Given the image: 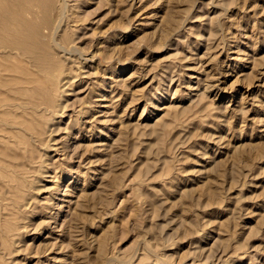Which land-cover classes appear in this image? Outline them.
I'll use <instances>...</instances> for the list:
<instances>
[{"label": "rangeland", "instance_id": "obj_1", "mask_svg": "<svg viewBox=\"0 0 264 264\" xmlns=\"http://www.w3.org/2000/svg\"><path fill=\"white\" fill-rule=\"evenodd\" d=\"M17 1L0 3L3 12L20 9L32 21L13 10L4 14L13 29L34 20L33 30L23 26L32 36L36 21L41 30L53 19L65 48L52 47L47 35L39 42V30L31 43L38 49L49 41L40 54L74 69L66 73L72 85L64 78L60 95L52 93L55 105L58 97L67 102L57 106L61 113L42 112L46 92L23 90L28 104L40 97L42 107L31 112L37 126L52 124L45 135L43 123L28 130L19 122L30 120L23 112L31 104L16 108L18 91L1 86L0 71V93L13 89L0 95V137L8 139L0 141V264H264V0H59L61 21L42 18L56 0H41L45 7L23 0L24 8ZM37 3L39 18L31 14ZM2 17L3 34L11 24ZM4 40L0 65L19 62L22 56H4ZM14 196L21 202L11 203Z\"/></svg>", "mask_w": 264, "mask_h": 264}, {"label": "bare ground", "instance_id": "obj_2", "mask_svg": "<svg viewBox=\"0 0 264 264\" xmlns=\"http://www.w3.org/2000/svg\"><path fill=\"white\" fill-rule=\"evenodd\" d=\"M0 1H1L0 3H2V2L4 3V5L2 4L3 7H4L6 4H8V3H11V4H8L9 6L7 5L8 8L10 7V5H11L12 7L17 6V4H14V2H15L16 0L13 1V2H11V0H10V2L7 1L8 3H7L5 0H0ZM18 1H21V0H18ZM18 1H17V2H18ZM22 1H23V0H22ZM26 1H27V3H29V4L31 3V2H30L31 0H30V1L26 0ZM26 1H25V2L23 1L22 3H20V2H18V3H19L20 5H21V4H24L23 6H21V7L24 8ZM32 1H33V0H32ZM38 1L41 2V0H38ZM50 1H53V0H50ZM65 1H66V0H65ZM17 2H16V3H17ZM46 2H47V1H46ZM48 2H49V0H48ZM68 2H69V1H68ZM5 3H6V4H5ZM33 3H36V1L34 0ZM41 3H42V2H41ZM50 3H51V2H50ZM50 3L48 4V7H46V8H47V13H46V11H44L46 8L43 9V11L47 14V17H46V15H42V16H43V17H42V16L40 15V13H39V11H42L40 7L44 6L43 3H42V6H41L39 3H37V4H33V6H34V5H37V8H36V7H33V8H36V9L32 10V13H31L30 11H29V12L27 11V13H28V15H29V13H31V14H33L32 16H35V17H36V15L39 13L38 15H40L42 18L45 17L44 19H49V20H51V18L54 17V16H55V18H56V16H57V18H58V16H59V10H60L59 0H56L55 4L52 2V4H54L53 7L50 5ZM12 4H14V5H12ZM29 4H28V5H29ZM31 4H32V3H31ZM31 4H30V5H31ZM2 5L0 4V8L3 9V7H1ZM30 5H29V6H30ZM65 5H66V2H65ZM7 6H6V7H7ZM18 6H19V5H18ZM46 6H47V5H46ZM66 6H67V5H66ZM66 6H65V8H66ZM69 6H70V4H69ZM12 7H11V9H12ZM27 7H28V6H27ZM31 7H32V5H31ZM44 7H45V6H44ZM44 7H42V8H44ZM8 8H7L6 11H9V10H10V9H8ZM23 8H21V9H23ZM25 8H26V7H25ZM28 8H30V7H28ZM33 8H30V9H33ZM2 9H1V11H2L1 13H3V15H4V14L7 15L9 12H10V13H11V12H14L13 10H15L16 8L13 9L12 11L6 12L7 14H6L5 12H3V11L5 10V8H4L3 10H2ZM26 9H27V8H26ZM18 10L20 11V9H18ZM18 10H15V12L18 11ZM24 10H25V9H24ZM24 10H22V11H24ZM19 11L17 12V16H18L19 13H20ZM25 12H26V11H25ZM25 12H24V14H25ZM44 12H43V13H44ZM1 13H0V14H1ZM22 13H23V12H22ZM22 13H21V15H22ZM27 13H26V14H27ZM64 13H65V10H64ZM15 14H16V13H15ZM24 14H23V15H24ZM3 15L1 14V17H2ZM5 15H4V17H7V19H5V18H3V17H2V18L5 19V23H7L9 26H10V24H11L10 27L7 26V27L9 28V32H10V28H11V33H9L8 30H6V33L8 32V35H7L6 33H3V34H2V31H3V30H2L3 27H2V29H0V30H2V31H0V35H1V34H2V36L4 35L5 38L8 37V36L15 37V35H14L13 33H14V32H17V33L19 34V37H18V34H17V36H16V37H17V41L14 40L13 44L11 43V45H10L9 42L12 41L13 39H16V37L13 38V39H11L10 41L8 40V42H7L6 40H4L5 38L2 39V38L0 37L1 40H4L3 43L6 42V44H7V43L9 44L8 46H6V44H5V47H4V48H6V51H7V52L4 53V56H5V54H6V57H9V58H14V57L22 56V57H23V58L21 57L22 61H23V59H27V61L29 60V61L31 62V64H32L31 66H33V68H35V69H33L32 71H30V69L27 70L26 68H28V66H29V64H30L29 61H28L29 64H28V65H25V66H27V67L25 68V66H24V62H26V61H23V62H22L23 64H22V63H20V62H21V59H20V58H19L20 61H19V62L16 61V63H14V64H13V63H9V64L7 63V64H5V62H3L4 64L1 63V65H0V71H1L3 74H5V75H2V73H1L0 76L2 75L1 78H4V77H5V83H6V84H2V83H0V84H2L1 86L6 85V86H9L10 89H11V88H14V90H17V91H18V93H14V92H13L14 95H15V96H14V99H13V96L9 95V96H11V99H13V101L10 100V99H9V100L12 101V102L14 103V105H17V104L19 105V107H16V108H19V109H20V108L25 104V102L27 103L26 100H23V98H26V97H24V95H23V90H24V91H25V90L27 91L28 88H29V90L31 91V93H33V92H32L33 89L35 90V92H38V93H43V92H46V93H47L46 95L48 96V98H46V102H45V101L43 102L44 99H42V102H43V104H44L43 108L45 109V111H42V112H46V111L49 110L50 113H51V115H55V114H57V113H61V112H59V110H60V109H59L60 106L64 105V104L67 103V102L63 99V100L65 101V103H63V100H61V99H60L61 101L58 100V99H59V97H58L57 100H56V102H58V103H57V105H55L54 103H52L51 98H54V97H57V96L60 95V92H59L60 90L58 91V89H59V87H60V86H59V83L64 82V81H63L64 78H65V79H68L66 73H70V74L72 75V73H71V72H72V69H71V68H73V67L70 68V72H67V68H68L69 65H68L67 68L65 69V68H64V65H60V63L57 62V60L53 59V60H55V62H53V61L51 60V59H52L51 57H53V56L50 57L51 59H49V57L47 58V54H46V53H45L46 56L44 55V57L47 58V60H42V57H43L42 55H43V54H42V52H39L38 49L41 48V45L43 44V41H44L43 39H44V38L42 39V41H41L42 43H41V45L39 46L40 48H38V49H37V47H38L37 45H36V47H35V46L33 45V43H31V42H32V38L36 39V37H37V40H39V39L41 40V38H39V37H41V36L44 37V36L47 35V36L50 38V39H49L48 37H46L47 40L49 39V41H52V47L56 48V46L59 45V46H61L62 48H65V47H64L65 44L60 43V42H61L60 39H59V41H58V39H56V37H55V36H56V28H57L58 25L56 24V26H54V25L52 24L53 19H52L51 22H49V21H45V20H42V23H43V24H41V26L43 25V27H42V29L40 30V28H41V27L39 26L40 23H39V22L37 23V21H36L35 23L38 24V28H39L38 30H39V32H38V30H37V31L35 30V29H37V27H36V25H35L36 28H34V31H32V36H31V35H30L31 32L28 31V28L26 29L25 27H23V26H27L28 24H27V25H23V24H25V22H24V23H18L20 20H18V18H17V19L15 18V20L18 21L17 23H18L19 26H20V27H18V26H17L18 24H17V25H16L17 27L15 28L16 30H15V29H13L14 26L12 27V25H15V23L13 22V20H11V19H13V16H12V17H11V16L9 17V16H5ZM8 15H9V14H8ZM10 15H13V13H11ZM21 15L18 16L19 19H20V16H21ZM23 15H22V16H23ZM73 15H75V14L73 13ZM176 15H177V14H176ZM32 16L30 15L28 18H31V19L33 18V19H35V17H32ZM40 16H37L36 18H39ZM63 16H64V15H63ZM70 16H71V14H70ZM1 17H0V24H1V20H2ZM14 17H15V16H14ZM71 17L73 18V16H71ZM74 17H75V16H74ZM172 17H173V16H172ZM172 17H171V18H172ZM174 17H175V16H174ZM174 17H173V18H174ZM24 18H25V17L23 16V18H21V19H23V20H26V19H27V18H26V19H24ZM78 18H79V17H78ZM81 18H82V17H81ZM81 18H80V19H81ZM40 19H41V18H40ZM75 19H76V18H75ZM80 19H78V20H80ZM86 19H87V18H85V20H86ZM29 20H30V19H29ZM61 20H62V16H59V20H58V21H61ZM68 20H69V19H68ZM83 20H84V19H83ZM21 21H22V20H21ZM21 21H20V22H21ZM26 21H27V22H30V21H32V20L28 21V19H27ZM38 21H41V20H38ZM81 21H82V19H81ZM170 21H172V20H170ZM173 21H174V20H173ZM3 22H4V20H2V23H3ZM11 22H13V24H12ZM27 22H26V23H27ZM55 22H56V19H55L54 23H55ZM72 22H75V20L72 21ZM78 22H79V21H77V23H78ZM9 23H10V24H9ZM30 23H31V22H30ZM30 23H29V24H30ZM69 23H70V22H69ZM86 23H87V22H86ZM171 23H173V22H171ZM66 24H67V23H66ZM70 24H71V23H70ZM70 24H69V25H70ZM1 25H4V24H1ZM5 25H6V24H5ZM31 25H32V26H30V25H28V26L31 27L30 30H33L32 27H34V26H33V25H34V20H33V23H32ZM62 25H63V24H62ZM172 25H173V24H172ZM70 26H71V25H70ZM74 26H76V25H74ZM174 27H175V26H174ZM0 28H1V27H0ZM8 28H7V29H8ZM64 28H65V27H64ZM5 29H6V26H5ZM12 29L15 30V31H13V33H12ZM43 29H44V31H43ZM173 29H174V28H173ZM26 30H27V31H26ZM67 30H68V29H67ZM29 32H30V33H29ZM33 32H35V33L38 32V34H36V37H33ZM45 32H46L47 34H44ZM5 34H6L7 36H6ZM9 34H10V35H9ZM11 34H13V35H11ZM39 34H41V36H40ZM117 34H118V33H117ZM170 34H171V33H170ZM37 35H38L39 37H38ZM64 38L66 39V37H64ZM6 39H8V38H6ZM9 39H10V37H9ZM27 39H28V40H27ZM34 39H33V40H34ZM69 39H70V38H69ZM1 40H0V41H1ZM18 40H19V41H18ZM37 40H36V41H37ZM40 40H39V42H40ZM34 41H35V40H34ZM36 41H35V42H36ZM49 41H47L48 44H49ZM53 41H54V42L56 41V43H57L56 46L53 45ZM62 41H63V40H62ZM15 42H16V43H15ZM39 42H38V43H39ZM45 42H46V40H45ZM47 42L45 43L46 46L48 45ZM0 43H1V42H0ZM3 43H2V44H3ZM14 43H15V44H14ZM2 44H1V46H2ZM35 44H37V43H35ZM70 44H71V43H69V45H70ZM38 45H39V44H38ZM45 45L43 44V47H44ZM48 47H49V45H48ZM73 47H74V46H73ZM41 50H42V48H41ZM41 50H40V51H41ZM43 50H44V49H43ZM43 50H42V51H43ZM47 50H48V49H47ZM51 50H52V49H51ZM59 50H62V49L59 48ZM78 50H79V49H78ZM78 50H77V51H78ZM45 51H46V50H45ZM45 51H44V52H45ZM2 52H3V51H2ZM2 52H0V54H1ZM46 52L49 54L50 50H49V51H46ZM58 52H59V51H58ZM60 52H61V51H60ZM40 53H41L42 55H41ZM50 54H52V52H51ZM50 54H49V55H50ZM53 55H56L55 52H53ZM58 55H59L58 57L61 56L59 53H58ZM72 55H74V54H72ZM80 55H81V54H80ZM0 56L3 57V55H0ZM41 56H42V57H41ZM44 57H43V58H44ZM55 57H57V55H56ZM55 57H54V58H55ZM75 57H76V56H75ZM82 57H83V56H82ZM82 57H81V58H82ZM0 58H1V57H0ZM62 58H63V57H62ZM76 58H77V57H76ZM79 58H80V57H79ZM4 59H5V58H4ZM14 59H17V60H18V58H14ZM64 59H65V58H64ZM64 59H61V61L64 62ZM1 60H2V59H1ZM1 60H0V62H2ZM65 60H66V59H65ZM59 61H60V60H59ZM70 61H71V60H70ZM10 62H11V61H10ZM71 63H72V62H71ZM25 64H26V63H25ZM63 64H64V63H63ZM70 65H71V64H70ZM31 66H30V67H31ZM69 67H70V66H69ZM68 69H69V68H68ZM73 69H74V68H73ZM68 71H69V70H68ZM62 72L65 73V74H63L64 76L62 75ZM73 73H74V72H73ZM71 75L69 76L68 83L71 81L70 83H71V85H72V82H73V81L70 80V78L72 79ZM75 76H76V75L73 74V77H75ZM77 76H78V75H77ZM0 80H2V79H0ZM69 80H70V81H69ZM65 81H67V80H65ZM0 82H1V81H0ZM3 82H4V81H3ZM7 83H8V84H7ZM70 83L68 84L69 86H70ZM62 84H63V83H62ZM65 84H66V83H65ZM1 86H0V88H1ZM64 86H65V85H64ZM3 87H4V86H3ZM9 87H7V89H5V91L8 90ZM61 87H62V86H61ZM66 87H68V86H66ZM15 88H16V89H15ZM32 88H33V89H32ZM60 89H61V88H60ZM63 89H64V88H63ZM66 89H67V88H66ZM1 90H2V88H1ZM3 90H4V88H3ZM3 90H2V91H3ZM5 91H4V94L6 93V95H8V94H10V92L13 91V89H12L11 91H8V94H7V91H6V92H5ZM61 91H62V90H61ZM66 91H68V89H67ZM0 92H1V91H0ZM28 92H29V91H28ZM53 92H54V93H53ZM57 92H59V95L57 94ZM101 92H102V91H101ZM25 93H26V92H25ZM38 93H37V94H38ZM52 93H53V94L56 93L57 96H54ZM62 93H63V92H62ZM2 94H3V92H2ZM2 94L0 93V95H2ZM11 94H12V93H11ZM28 94H29V93H28ZM43 94H44V93H43ZM63 94H64V93H63ZM6 95H2V96H6ZM12 95H13V94H12ZM30 95H31V94H30ZM32 95H33V94H32ZM41 95H42V94H41ZM52 95H53L54 97H52ZM2 96H0V102H2V98L4 99V97H2ZM22 96H23V97H22ZM38 96H39V95H38ZM38 96H36V97H38ZM27 97H29V96L27 95ZM8 98H9V97H8ZM30 98H31V97H30ZM30 98H29V100H30L29 104L27 103L28 105L31 104V105L28 107V109L30 108V112H28L29 115L27 114V115L25 116V113L27 112V110H26L27 108H25V111H24L25 113H24L23 111H22V112H23V115H24L23 117H24L25 119L27 118V116H31V117H29V119L31 120V118H33L32 116L35 115V113H32L31 110H32V111H38V110H40V108L42 107L40 104H42V103H41V100H40V102L38 101V100L40 99V97H39V99H36V98H35V100H37L36 102H33V98H32V100H31ZM60 98H61V96H60ZM62 98H64V96H62ZM26 99H27V98H26ZM5 100H6V101H5ZM5 100H4V101H5L4 104L7 105L6 107L10 108L9 105H11L12 103H10V104L8 105L9 102L6 104V102L8 101V99H5ZM54 100H55V99H54ZM22 101H25V102L23 103ZM61 102H62V103H61ZM1 104L3 105V103H1ZM1 104H0V105H1ZM39 105H40V106H39ZM11 106H13V105H11ZM57 106H58L59 108H57ZM1 107H2V106H1ZM4 107H5V106H3V108H4ZM23 107H25V106H23ZM16 108H15V107H14V108L12 107V108H10V109H11V110H14V109H15V112L17 113L18 111H16ZM62 108H63V107H62ZM10 109H9V111H10V113H11V110H10ZM58 109H59V110H58ZM21 110H23V109L21 108ZM21 110H20V111H21ZM0 111H1V110H0ZM4 111H5V108L3 109V112H4ZM9 111H7V108H6V113H5V114H7ZM28 111H29V110H28ZM62 111H63V110H62ZM42 112H41V113H42ZM63 112H64V111H63ZM1 113H2V112H1ZM1 113H0V114H1ZM12 113L14 114V111H12ZM18 113H19V112H18ZM31 113H32V114H31ZM20 114H21V112H20ZM20 114H19V116H20ZM33 114H34V115H33ZM36 114H37V112H36ZM46 114H47V113H46ZM63 114H64V113H63ZM63 114H62V115H63ZM9 115H10V114H9ZM17 115H18V114L12 115V117L14 116V118H15V117H17ZM21 115H22V114H21ZM44 115H45V114H44ZM2 116H3V120H4V116H5V115H1V117H2ZM46 116H47V115H46ZM48 116H49V115H48ZM48 116H47L46 118H48ZM7 117H9L10 120L12 119L11 116H8V115L5 116V118H7ZM20 117H21V116H20ZM20 117H18V119H19ZM40 118H41V117H40ZM42 118H43V117H42ZM53 118H55V116H54ZM18 119H17V121H18ZM5 120H6V119H5ZM10 120H9V121H10ZM12 120H13V119H12ZM12 120H11L10 122H12ZM30 120L28 121V119H27L26 121H24V120L21 119V121L19 120V122H22V121L25 122V123H26V128L29 127L28 130H30L31 127L33 128L34 125H36V127H39V128H40L41 123L44 122V121H43V122L40 123V121H39L40 126H39V125L37 126L38 123H37V124H35V123L38 122V119L35 120V117L32 119L33 122H34V124H33ZM34 120H35L36 122H35ZM42 120H44V119H42ZM42 120H41V121H42ZM5 122H6V121H5ZM7 122H8V121H7ZM14 122L16 123V120H15ZM46 122H48V121H46ZM53 122H54V121H53ZM0 123H1V122H0ZM49 123H50V122H49ZM2 124H3V122H2ZM4 124H6V123H4ZM18 124H19V123H18ZM22 124H23V123H22ZM47 124H48V123H47ZM50 124H51V123H50ZM50 124H48V125H50ZM53 124H54V123H53ZM7 125L10 126L9 123H7ZM7 125H6V128H7ZM29 125H30V126H29ZM42 125H44V126L46 127V133H43V134L45 135V134H47V131H49V127L47 128L48 125H46V124H44V123H43ZM51 125H52V124H51ZM0 126H1V125H0ZM9 126H8V127H9ZM14 126H15V125H14ZM23 126H25V125H23ZM44 126H42V127H44ZM53 126H54V125H53ZM53 126H51V127H53ZM2 127H3V126H2ZM45 127H44V128H45ZM3 128H4V127H3ZM3 128H2V130H4ZM10 128L12 129L13 127H10ZM15 128H17V126H16ZM15 128H14V131H15ZM26 128H25V129H26ZM34 128H35V127H34ZM34 128H33V129H34ZM91 128H93V127H91ZM8 129H9V128H7L5 131L7 132ZM19 129H21V127H20ZM25 129H22V130H24V131L27 133V131H26ZM36 129H37V128H36ZM36 129H35V130H36ZM42 129H43V128H42ZM87 129H88V128H87ZM94 129H95V128H94ZM35 130H34V132H35ZM44 130H45V129H43L42 131H44ZM52 130H53V129H52ZM52 130L50 129L51 132H53ZM0 131H1V129H0ZM18 131L20 132V130H18ZM18 131L16 130V134H15V135H17V132H18ZM24 131H23V132H24ZM32 131H33V130H32ZM39 131H40V130H39ZM39 131L37 130V132H39ZM58 131H59V130H58ZM85 131H86V130H85ZM89 131L92 132L91 130H89ZM93 131H94V130H93ZM6 132H5V133H6ZM9 132H10V129H9L8 133H9ZM11 132H12V131H11ZM55 132H56V131H55ZM97 132H98V131H97ZM3 133H4V132L2 131L1 135H4ZM12 133H15V132H12ZM12 133H11V134H12ZM21 133H22V131H21ZM21 133H19V135H20ZM35 133H36V132H35ZM92 133H93V132H92ZM27 134H28V133H27ZM29 134H30V136H29ZM29 134L27 135V139H28V136L31 138V133L29 132ZM37 134H39V133H37ZM43 134H42V135H43ZM15 135H14V136H15ZM19 135H17V136H19ZM23 135H24V134H23ZM44 135H43V136H44ZM49 135H50V132H49ZM55 135H56V134H55ZM55 135H53V138L56 137ZM17 136H15V137H17ZM24 136H25V138H26V135H24ZM24 136H23V137H24ZM34 136H35V135H34ZM36 136H37V137H40L41 134H39V136H38V135H36ZM36 136H35V137H36ZM50 136H51V135H50ZM7 137H9V136H7ZM7 137H6V138H7ZM10 137H11V136H10ZM10 137H9V138H10ZM12 137H13V135H12ZM47 137H48V136H47ZM19 138H20V137H19ZM21 138H22V137H21ZM30 138H29V140H30ZM43 138H44V137H43ZM53 138H52V139H53ZM0 139H2V138L0 137ZM10 139H12V138H10ZM35 139H36V138H35ZM40 139H41V137H40ZM3 140H4V137H3V139L0 140V141H3ZM7 140H8V139L4 140V142H5V143L8 142ZM14 140H15V138L13 139V141H14ZM19 140H24V139H19ZM19 140H18V141H19ZM25 140H26V139H25ZM25 140H24V143H25V142H28V141H25ZM31 140H32V139H31ZM37 140H38V139H37ZM47 140H48V139H47ZM47 140L44 139L45 142H47ZM53 140L55 141L56 138H54ZM10 141H11V140H10ZM13 141H11V142H9V143H12V144H13ZM40 141H41V140H40ZM40 141H39V142H40ZM48 141H49V140H48ZM15 142H16V140L14 141V145H16L17 148H19V147H18L19 145L15 144ZM20 142H21V141H20ZM20 142H19V143H20ZM52 142H53V141H52ZM24 143L21 142V144H24ZM6 144H8V143H6ZM6 144H5V145H6ZM39 144H40V143H39ZM2 145L4 146V144H2ZM2 145H0V146L2 147ZM10 145H11V144H10ZM29 145H32V146H33L34 144H31V143L29 142ZM43 146H44V144H43ZM45 146H46V145H45ZM53 146H55V145L53 144ZM39 147H40V146H39ZM39 147L36 145V148H37V149H38ZM8 148H9V147H8V145H7V149H8ZM20 148H21V147H20ZM43 148H44V147H43ZM43 148H42V150H43ZM2 149H5V150H6L5 146H4V148L2 147ZM2 149H0V151H1ZM11 149H12V148H11ZM22 149H23V148H22ZM22 149H21V150H22ZM26 149H27V148H26ZM8 150H9V149H8ZM17 150H18V149H17ZM17 150H16V153L19 152V151L17 152ZM40 150H41V149H39L38 151H40ZM45 150H46V149H45ZM9 151H10V150H9ZM12 151L15 152L14 150H12ZM30 152H32V151H30ZM30 152H27V153H30ZM43 152H44V151H43ZM46 152H47V151H46ZM1 153H2V152H0V154H1ZM4 153H5V152H4ZM20 153H21V152H20ZM20 153H18V154H20ZM49 153H50V152H49ZM10 154H12V153H10ZM22 154H23V153H22ZM44 154H45V153H44ZM4 155H5V154H4ZM25 155H26V154H25ZM5 156H6V155H5ZM9 156H10V155H9ZM42 156H43V155H42ZM1 157H2V155H1ZM11 157H12V155H11ZM20 157H21V156H20ZM20 157H19V158H20ZM17 158H18V157H17ZM24 158H25V157H24ZM24 158H23V159H24ZM28 158H30V157H28ZM28 158L25 160L26 162L28 161ZM32 158H33V157H32ZM1 159H2V158H1ZM1 159H0V161H1ZM6 159H7V158H6ZM35 159H36V158H35ZM9 160H10V159H9ZM19 160H20V159H19ZM21 160H22V158H21ZM31 160H33V159H31ZM36 160H37V159H36ZM5 161H6V160H5ZM5 161H4V162H5ZM25 161H22V163H25ZM43 161H44V162H47V160H43ZM4 162L1 161V163H4ZM11 162H12V164H13V160H12ZM14 162H15V161H14ZM16 162H17V161H16ZM33 162H34V160H33ZM5 163H6V162H5ZM22 163L20 162V165H21ZM14 164H15V163H14ZM47 164H48V163H47ZM15 165H16V164H15ZM24 165H25V164H23L22 169H23ZM26 165H27V163H26ZM29 165H30V164H29ZM29 165L26 166V169H28L27 167H28ZM31 165H32V164H31ZM38 165H39V164H37V166H38ZM42 165H43V164H42ZM18 166H19V164H18ZM34 166H36V165H34ZM47 166H48V165H47ZM1 167H2V166H1ZM29 167H30V166H29ZM31 167H32V166H31ZM31 167H30L29 169H32V168L34 169V167H32V168H31ZM20 168H21V167H20ZM24 168H25V167H24ZM36 168H37V167H36ZM38 168H39V167H38ZM38 168H37V169H38ZM44 168H45V166H44ZM0 169H3V168H0ZM17 169H18V167H17ZM33 169H32V170H33ZM37 169H35L36 172L38 171ZM5 170H6V168H5ZM18 170H19V169H18ZM20 170H21V169H20ZM40 170H41V169H39L38 172H40ZM43 170H44V172H42V173L44 174L46 171H45V169H43ZM14 171H15V170H14ZM41 171H42V170H41ZM5 172H6V171H5ZM5 172H4V174H5ZM8 172H9V171H8ZM26 173H27V171H26ZM40 173H41V172H40ZM22 175H23V171H22ZM31 175H32V174H31ZM44 175H45V174H44ZM26 176H27V175H26ZM29 176H30V175H29ZM5 177H6V176H5ZM27 177H28V176H27ZM30 177H31V176H30ZM32 177H33V176H32ZM35 178H38V176L35 177ZM41 178H42V177H40L39 179L42 180ZM43 178H44V177H43ZM4 179H5V178H4ZM8 179H9V178H8ZM28 179H29V178H28ZM28 179H27V180H28ZM30 179H31V178H30ZM9 180H10V179H9ZM36 180H38V179H36ZM1 181H2L1 183H2V185H3L4 180H1ZM7 181H8V180H7ZM30 181H32V179H31ZM30 181H28V182L32 184V182H30ZM5 182H6V180H5ZM28 182L26 181V183H28ZM35 182H36V181H35ZM39 182H40V181H39ZM1 183H0V184H1ZM26 183H25V184H26ZM23 184H24V183H23ZM36 184H37V182H36ZM2 185H0V186H2ZM27 185H28V184H27ZM34 185H35V183H34ZM3 186H4V185H3ZM8 186H9V185H7V188H8ZM21 186H22V184H21ZM29 186H30V185H29ZM35 186H36V185H35ZM37 186H38V185H37ZM37 186H36V187H37ZM10 187L12 188V187H14V186L12 185V186H10ZM23 187H24V185H23ZM25 187H26V186H25ZM30 187H33V186H30ZM4 188H6V183H5ZM4 188H3V189L1 188L2 191H0V194H3V190H4ZM16 189H17V188H16ZM12 190H14V189H12ZM17 190H19V189H17ZM20 190H21V189H20ZM27 190L29 191V189H27ZM31 190H32V188H31ZM36 190L38 191V189H36ZM5 191H7V189H6ZM14 191H15V190H14ZM32 191H33V190H32ZM34 191H35V189H34ZM1 192H2V193H1ZM8 192L12 193L13 191H12V192H11V191H8ZM20 192L24 193L23 191H20ZM16 193H18V191H17ZM16 193H15V194H16ZM25 193H26V191H25ZM19 194H20V193H19ZM26 195H28V193H27ZM6 196H7V193H6ZM16 196H17V195H16ZM18 196H19V195H18ZM18 196H17V197H18ZM20 197H21V196H20ZM26 197H27V196H26ZM31 197H32V195H31ZM6 198H7V197H6ZM12 198H13V197H12ZM12 198H7V199H12ZM27 198H28L27 201H28V200L30 201L29 197H27ZM3 199H4V198H3ZM13 199H14V200H12L11 203H13V201L17 200L18 198L16 199L15 196H14ZM19 199H20V198H19ZM19 199H18V200H19ZM23 199H24V198H23ZM4 200H5V199H4ZM4 200H3V201H4ZM21 200H22V199H21ZM21 200H19V202H21ZM29 201H28V202H29ZM28 202H27V203H28ZM30 202H31V201H30ZM5 203H6V202H5ZM9 204H10V203H9ZM2 205H4V203H3ZM11 205H12V204H11ZM19 205H20V204H19ZM25 205L27 206V204H25ZM17 206H18V205H17ZM8 207H9V205H8ZM21 207H22V206H21ZM8 209H9V208H8ZM22 209H23V208H22ZM19 210H20V211H19V213H20V212L23 211L24 209L21 210V208H19ZM7 211H8V210H7ZM7 211L4 210L5 214H7V217H10L11 215L8 216V213H6ZM11 211H12V210H11ZM23 212H24V211H23ZM13 213H14V215H13V218H14V216H15V212H13ZM13 213H12V214H13ZM9 214H10V213H9ZM21 214H22V213H21ZM21 214H20V215H21ZM2 215H3V213H2ZM17 215H18V212L16 211V216H17ZM20 215H18V216H20ZM3 216H5V219H6V215H3ZM24 217H25V216H24ZM1 218H4V217H1ZM1 218H0V219H1ZM10 218H11V217H10ZM18 220H19V219L15 220V221H18ZM1 221L4 222V220H1ZM12 221H14V220H12ZM18 222H19V221H18ZM1 223H2V222H1ZM14 223H15V222H14ZM2 224H3V223H2ZM3 225H4V224H3ZM5 225H7V224H5ZM11 225H12V224H11ZM28 225H29V224H28ZM28 225H27V226H28ZM21 226H23V225H21ZM27 226L25 225V228H26ZM3 227H4V226H3ZM7 227H10V226H7ZM13 227H14V226H13ZM4 228H5V227H4ZM20 228H21V227H20ZM5 229H6V228H5ZM7 230H8V229H7ZM18 230H19V229H18ZM0 231H2V230H0ZM5 232H7V231H5ZM13 232H14V231H13ZM25 232H26V231H25ZM25 232H24V235H25ZM6 234H7V233H6ZM9 234H10V233H9ZM11 234H12V233H11ZM11 234H10V235H11ZM3 235H4V234H3ZM10 235H9V236H10ZM12 235H13V234H12ZM1 236H2V235H1ZM10 237H11V236H10ZM12 237H13V236H12ZM12 237H11V238H12ZM23 237H24V236H23ZM11 238H10V239H11ZM17 239H18V238H17ZM18 241H19V239H18ZM20 241H22V240H20ZM0 242H1V241H0ZM3 242H4V240H3ZM8 242H12V241H11V240H10V241L8 240L7 243H8ZM15 242H16V241H15ZM4 243H5V242H4ZM18 243L20 244V242H18ZM11 244H12V243H11ZM11 244H10V245H11ZM4 245H5V244H4ZM2 247H3V246H2ZM16 247L18 248V247H20V245H19V246H15V248H13V249H15L14 251H16V250H17V251H18V250L20 251V249H16ZM5 249H6V248H5ZM21 249H22V248H21ZM2 251H3V250H2ZM2 251H0L1 254H3V253L5 252V251H4V252L2 253ZM14 251H12V252H14ZM5 253H6V252H5ZM8 254H9V253H8ZM17 255H18V254H17ZM3 256H5V255H3ZM6 256H7V254H6ZM15 256H16V255H15ZM15 256H14V260H15ZM11 257H12V256H11ZM11 257H10V258H11ZM3 258H4V257H3ZM10 258H9V259H10ZM4 259H5V258H4ZM0 260H1V258H0ZM5 260H6V262H7V259H5ZM14 260L12 259L13 262H14ZM1 261H4V260H1ZM8 262H9V264H13V263H10V261H8ZM4 263H5V262H4ZM16 263H17V262H16ZM5 264H7V263H5ZM19 264H20V263H19Z\"/></svg>", "mask_w": 264, "mask_h": 264}]
</instances>
